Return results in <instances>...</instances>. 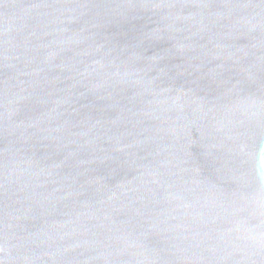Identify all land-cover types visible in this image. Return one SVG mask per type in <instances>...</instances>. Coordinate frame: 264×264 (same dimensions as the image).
<instances>
[{"label":"water","instance_id":"water-1","mask_svg":"<svg viewBox=\"0 0 264 264\" xmlns=\"http://www.w3.org/2000/svg\"><path fill=\"white\" fill-rule=\"evenodd\" d=\"M0 264H264V0H0Z\"/></svg>","mask_w":264,"mask_h":264}]
</instances>
